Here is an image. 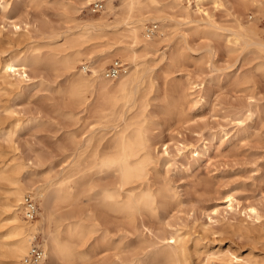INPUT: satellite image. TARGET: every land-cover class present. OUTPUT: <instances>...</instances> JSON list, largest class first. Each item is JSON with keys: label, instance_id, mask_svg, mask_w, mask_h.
I'll use <instances>...</instances> for the list:
<instances>
[{"label": "rangeland", "instance_id": "1", "mask_svg": "<svg viewBox=\"0 0 264 264\" xmlns=\"http://www.w3.org/2000/svg\"><path fill=\"white\" fill-rule=\"evenodd\" d=\"M73 1L0 0V30L4 34L13 32V24L27 15L33 43H46L47 32L73 26L69 23L71 16L79 19L95 16L89 7L74 13L70 6ZM222 2L219 7L209 0L204 3V15L209 13L220 28L209 33L189 29L184 40L178 36V30L187 26L173 20L168 42L156 52L139 53L140 59L151 67L154 79L149 94L147 132L149 149L158 161L149 166L147 179L153 188L169 183L176 199L163 200L154 214L136 215L133 223L109 217V222H113L100 226L95 236L98 238L95 251L93 241L88 242L83 248L90 256L74 264H161L155 257L157 247L151 243L156 235L165 234L169 224H181L189 238L205 236L204 241L214 249H229L247 261L264 264V65L261 66L264 60L255 48L235 47L227 41V29L235 27L238 15L251 23L258 13L254 6H246L241 0ZM115 4L119 7L120 0ZM116 19L120 16H111L109 22ZM259 23L264 28V16ZM117 37L118 29L98 40L99 45L92 47L95 42L88 43L85 49L93 48L96 58L109 55L121 47L115 42ZM60 41L42 49L46 56L40 63L42 69L29 68L32 80L23 83L22 92L4 97L16 111L30 118L40 117L38 125H33L34 122L24 127L13 139L19 148L17 152L30 159L28 163L34 162L31 169L41 180L47 175L57 178L72 159L69 156L73 143L101 127L111 109V101L102 95L91 96L90 106L85 110L82 100L73 101L57 92L59 86L67 84L69 75L63 68L48 65L50 48ZM178 47L181 54L174 59ZM123 62L131 67L128 61ZM82 69L83 66L77 65L76 70ZM189 80L201 82L205 99L197 102L186 90ZM150 85V81L144 85L143 92ZM187 93L189 96L185 98ZM4 114L7 113L0 108V122ZM3 133L0 131V145L6 147L3 153L9 156L10 138ZM110 138L108 135L103 141L105 146L111 145ZM181 143L188 149L180 154L177 144ZM166 146L168 155L163 154ZM113 178L111 174H101L95 180L105 185ZM227 193L235 195L239 207L228 208ZM82 201L83 207L93 203L85 197ZM251 208L258 215L251 213ZM2 209L0 201V212ZM214 210L219 213L214 214ZM209 216H216L215 221L211 223ZM203 227L208 232L204 233Z\"/></svg>", "mask_w": 264, "mask_h": 264}, {"label": "bare ground", "instance_id": "2", "mask_svg": "<svg viewBox=\"0 0 264 264\" xmlns=\"http://www.w3.org/2000/svg\"><path fill=\"white\" fill-rule=\"evenodd\" d=\"M90 1L74 0L70 6L76 13L87 8ZM115 1L105 0L98 12L90 10L96 13L95 16L80 19L71 16L69 23L73 26L47 32L46 43H33L27 15H23L20 23L13 24V32L4 34L3 29L0 30V108L7 113L0 122V131L10 138L9 156L3 153L6 147L4 149L0 145V201L3 208L0 212V264H23V255L36 232L45 249V257L36 264H74L76 260H86L90 254L83 246L93 241L92 251H95V246H98L95 236L100 226L108 224L109 217L133 223L136 215L152 214L163 200L169 197L176 199L169 183L153 188L147 179L149 166L156 165L158 161L149 149L151 143L147 132L149 94L154 79L151 67L140 59L139 53L156 52L168 42L173 32L170 21L173 20L180 26H187L185 30H178V36L184 40L189 29L209 33L220 27L216 26L209 13L204 15L206 0H120L119 7ZM209 1L217 7L223 6L222 0ZM241 1L246 6H254L258 17L248 23L238 15L235 27L227 29V41L235 47L255 48L264 60V28L259 23L264 16V0ZM111 16H120V19L109 22ZM148 23L155 26L151 33L147 32ZM117 29L118 40L115 42L118 41L121 47L109 55L96 58L93 48L85 49L88 43L95 42L92 47L99 45L98 40L114 34ZM59 40L56 47L50 48L48 65L63 68L69 75L67 84L59 86L57 92L73 101L82 100L85 110L90 106L88 99L91 96L102 95L111 101V109L101 127L73 143V152L69 156L72 159L57 178L47 175L41 180L36 178L39 174L31 169L34 162L28 163L30 159L17 152L19 148L13 139L24 127L34 122L33 125H38L40 117L34 115L36 117L30 118L16 111L4 97L22 92L23 83L32 80L29 68L42 69L40 63L46 59L42 49ZM177 49L174 59L181 54L180 48ZM114 57L128 61L131 67L126 66V70L114 78L105 77L106 65ZM77 65L83 69L76 70ZM86 69L91 74L84 73L88 72ZM149 81L151 85L143 92L142 88ZM189 81L186 90L194 95L197 102L205 99L201 82ZM188 96L187 93L185 98ZM108 135L112 142L105 146L103 141ZM187 149V145L177 144L178 153ZM163 154H169L168 146ZM101 174H111L114 178L102 185L95 180ZM24 194H30L37 201V217L33 220L22 216ZM84 197L93 203L83 207ZM225 202L232 210L240 206L233 193H227ZM250 212L258 215L255 208ZM213 213L217 215L219 211L214 210ZM215 217L209 216L211 223ZM208 230L203 227L204 233ZM188 234L181 224H169L165 234L156 235L151 243L157 247L156 260L161 264H254L229 249H214L204 241L205 236L193 239Z\"/></svg>", "mask_w": 264, "mask_h": 264}, {"label": "built area", "instance_id": "3", "mask_svg": "<svg viewBox=\"0 0 264 264\" xmlns=\"http://www.w3.org/2000/svg\"><path fill=\"white\" fill-rule=\"evenodd\" d=\"M105 0H91L88 7L92 12H98L104 6ZM155 26L148 27L147 32L151 33ZM126 63L118 58L113 59L105 68V77L114 78L126 70ZM21 213L26 220H33L37 216L38 204L30 194H24L21 201ZM45 257V249L41 244L39 233H33L28 251L23 255V264H36Z\"/></svg>", "mask_w": 264, "mask_h": 264}]
</instances>
